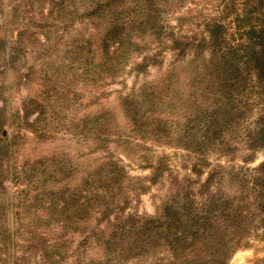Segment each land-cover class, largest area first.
<instances>
[{
  "label": "trees",
  "instance_id": "trees-1",
  "mask_svg": "<svg viewBox=\"0 0 264 264\" xmlns=\"http://www.w3.org/2000/svg\"><path fill=\"white\" fill-rule=\"evenodd\" d=\"M186 4L187 15L181 12ZM69 14L108 28L99 60L92 38L68 49L71 68L82 78H90L94 66L97 76L116 80L134 54H143L133 67L138 76L163 66L166 52L194 60L207 56L199 110L181 119L161 115L174 102L164 77L122 99L128 132L111 112L58 124L59 107L51 104L58 94L41 64L57 19ZM150 39L156 49L147 46ZM30 55H36L33 62ZM38 79V94L13 115L14 89ZM15 118L21 124L10 134ZM63 128L107 156L91 166L61 164L57 157L20 160L22 130L47 141ZM111 145L153 152L140 164L150 171V184L170 180L158 215L133 210L147 188L132 186ZM154 148L194 154L190 174L175 176L169 157ZM241 151L248 164L264 151V0H0V264H67L74 245L68 233L82 236L75 264H231L259 232L264 240V161L232 174L241 186L238 196L215 187L221 174L216 169L201 178L211 157ZM91 248L100 251L97 258H88Z\"/></svg>",
  "mask_w": 264,
  "mask_h": 264
},
{
  "label": "rangeland",
  "instance_id": "rangeland-1",
  "mask_svg": "<svg viewBox=\"0 0 264 264\" xmlns=\"http://www.w3.org/2000/svg\"><path fill=\"white\" fill-rule=\"evenodd\" d=\"M37 6H40L37 4ZM187 8L181 10L186 14L189 12V4ZM193 7V5H191ZM30 9V8H29ZM28 9V10H29ZM74 9L71 8L70 12ZM179 10V9H178ZM31 14L29 15V17ZM58 18V17H57ZM37 22L41 19L35 16ZM59 20L58 27L53 28V40L49 44L51 48L49 54L46 55L47 61L44 62L42 68L51 76L52 80L49 84L50 89H54L57 95L56 102L52 99L51 104L59 107L60 115L57 116V123L66 124L71 123L72 120L78 121L85 117H94L104 112H111L114 114L117 123L124 132H128L129 123L122 108V99L139 90L147 83H161L164 77H169L171 92L168 93L169 98L173 99V107H166L161 111V115H168L172 112L175 118L181 119L184 115H194L201 105L202 91L205 90V85H202L203 77L205 75V61L208 59L205 56L203 59L194 60L192 56L187 58L179 57L174 52H166L164 54V65L161 67H153L150 72L144 75H137L133 70L134 63L143 58V54H134L131 62L120 73L116 80H111L102 74L100 77L94 73L95 68L92 66L93 72L90 78L81 77L80 73H74L71 68L68 49L73 50L77 40H87L92 38L93 50L97 59L101 58L100 45L103 34L107 28L106 23L97 22L98 26L88 25L86 22L77 20L76 16L69 14L65 19ZM69 20V21H68ZM29 22H31L29 20ZM57 24L55 19L52 20ZM61 22V23H60ZM22 26V25H20ZM19 26V27H20ZM18 27V28H19ZM88 27V28H87ZM194 27V26H193ZM200 30H196L199 32ZM147 46L151 49H156L157 44L151 39ZM152 52V50H150ZM149 51V52H150ZM35 56H29L30 62H33ZM96 59V61H97ZM87 67L84 70L86 71ZM204 80H206L204 78ZM42 82L38 79L36 83H30L27 86L20 87V90L14 89L12 98V114L19 113L21 105L24 100L30 96H35L40 90ZM74 94L78 95L77 97ZM62 108H64L62 110ZM20 120H16L13 128H9L10 134L17 133ZM59 134L53 135L50 140L43 141L34 136L30 131L22 130L25 138L20 140V148L22 156L20 160L29 159L37 161L41 158H58L61 164L69 163L70 165L91 166L97 164L100 160L107 156V152H94V142L91 140H82L69 132V129L63 128ZM74 130V129H72ZM110 150L116 153V156H121L125 165L130 172L131 184L134 188L143 184L147 188L145 194L138 197L137 202L134 203L133 210L138 211L142 215L155 216L158 215L165 202L168 199L169 193L167 186L170 180H165L159 185H151L149 182L150 171L144 170L140 167L143 157L147 154H152L143 147L132 146L130 149L117 148L114 145L110 146ZM154 151L159 155H167L173 174L180 178H186L190 174L191 166L196 162L194 154L172 148H154ZM245 154L247 152L241 151L236 156L217 159L215 156L211 157V167L207 168L206 174L201 178L206 180L207 172L211 170H218L221 172L217 176L215 187H222L228 194L238 196L241 193V186L238 182L232 179L234 172L244 174L248 170H253L264 161V151L256 154L255 162L244 163ZM221 166V169L220 167ZM75 178V177H74ZM72 179L75 182L77 179ZM194 178V177H193ZM129 179V180H130ZM139 184V185H138ZM168 185V184H167ZM257 222L261 218L260 214L256 212ZM256 222V224H257ZM262 232H259L249 246L239 250L232 259L231 264H264V240L261 237ZM70 234V235H69ZM66 238L73 241L74 245L71 250L70 260L67 264H75L79 254L78 245L82 240V236L74 233H68ZM88 258H97L100 251L91 248L88 252ZM165 254V253H164ZM160 255V254H159ZM155 259L149 258L148 261Z\"/></svg>",
  "mask_w": 264,
  "mask_h": 264
}]
</instances>
